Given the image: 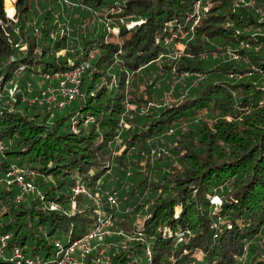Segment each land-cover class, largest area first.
I'll return each mask as SVG.
<instances>
[{"label": "trees", "instance_id": "obj_1", "mask_svg": "<svg viewBox=\"0 0 264 264\" xmlns=\"http://www.w3.org/2000/svg\"><path fill=\"white\" fill-rule=\"evenodd\" d=\"M16 9L14 21L0 0V234L48 258L104 214L132 237L109 235L120 242L105 252L111 264H264L260 14L238 0H17ZM81 66L71 102L31 103L58 84L48 76ZM13 168L34 177L22 200L5 181ZM93 245L88 263L100 264L105 245Z\"/></svg>", "mask_w": 264, "mask_h": 264}, {"label": "built area", "instance_id": "obj_2", "mask_svg": "<svg viewBox=\"0 0 264 264\" xmlns=\"http://www.w3.org/2000/svg\"><path fill=\"white\" fill-rule=\"evenodd\" d=\"M238 2H242L245 6L255 9L260 14L261 20L264 19V9L257 8L255 0H238ZM252 31L256 32L257 29L252 28ZM242 47L251 48L252 45L244 43ZM239 57V53H233L231 55V58L234 60H238ZM83 68L84 67L81 66L71 71L57 73L55 76H48L51 79H57L58 84L48 91H44L43 96L41 95L31 100V103L38 102L43 104L46 103L45 100H47V103L55 102L60 107H63L66 103L71 102L79 94V83L81 82ZM254 69L256 68L254 67ZM46 95H48V98H44ZM5 181L9 184H16L19 187L17 200H22L26 195L36 190L34 177L25 169H11L8 171ZM75 193L87 194L89 197L93 198L97 205L101 204V195L96 193L95 196H93L85 186H78L75 188ZM111 201L113 200L111 199ZM73 203L75 204L74 201ZM53 207H55V205ZM104 221L106 223H104ZM109 221L110 218H105L104 214H99L98 225L79 239L67 244L56 241L51 254L53 257L52 259H50V256L48 258L33 256L26 252L23 247L10 244V234H0V260L7 261V263L3 264H89L87 257L95 246L93 242L100 239L99 233H107L103 231V226L107 225ZM111 245L112 244H106L105 247L100 250V253L104 254L103 262L100 264H111L110 257L105 254Z\"/></svg>", "mask_w": 264, "mask_h": 264}, {"label": "rangeland", "instance_id": "obj_3", "mask_svg": "<svg viewBox=\"0 0 264 264\" xmlns=\"http://www.w3.org/2000/svg\"><path fill=\"white\" fill-rule=\"evenodd\" d=\"M16 2H17V0H11V4L14 6V9H15V11L13 12V13H10L9 12V10L6 8L7 6H6V0H5V10H6V12H7V15H8V17L9 18H13V20L14 21H16L17 19L15 18V16H16V13H17V9H16ZM37 11V9H35L34 10V12H36ZM34 12L32 13V15H34ZM178 48L180 49V50H183L184 49V46L182 45V44H178ZM65 53V50H63V51H61L60 52V54H64ZM51 79V78H50ZM56 86V85H55ZM55 86H50V87H48L47 89H45L44 90V88L43 89H41V92H42V96H43V92L44 91H48L50 88H53V87H55ZM11 87H12V89H11ZM17 87V84L15 83L13 86H10V87H8V86H6V91H8V93H14L15 91H17L18 90V88H16ZM10 90H11V92H10ZM40 92V93H41ZM38 96V95H37ZM37 96H35V97H37ZM35 97H33L32 99H34ZM44 98H48V95H46V96H44ZM31 99V100H32ZM167 99L169 100L168 102L169 103H171L172 102V100L174 99V97L173 96H171L170 94H168L167 95ZM38 101V100H37ZM45 102L47 103L48 101L47 100H45ZM30 103V102H29ZM40 104V103H39ZM127 108H129V109H133L134 108V104H132V103H129L128 104V106H127ZM212 203H214V204H219L220 203V198L218 197V196H214V198L212 199ZM100 206H101V204H100ZM110 218V217H109ZM104 223H106L105 221H104ZM115 224V222L110 218V221L107 223V225H105V226H103L104 228H103V231L104 232H107V233H104V234H101V233H99V243H100V246H104V245H106V244H109V242L107 243V238L109 237V235L112 237L113 235H115V233H117V235L119 234H121V235H123V236H125L124 237V243H125V245H126V243L128 244V242H130L129 240H131V239H129V238H127V236H129V233H128V229H126V228H122L121 229V231H122V233H118L117 231H116V229L114 228V226H116V224ZM230 227V226H229ZM120 235V236H121ZM122 237V236H121ZM130 237V236H129ZM130 238H132V237H130ZM112 245H114L115 244V246L117 245L116 244V242H110ZM120 245V242H118V245L116 246V247H118ZM110 247H112V246H110ZM115 247V248H116ZM110 249V248H109ZM53 257L52 256H50V259H52Z\"/></svg>", "mask_w": 264, "mask_h": 264}, {"label": "bare ground", "instance_id": "obj_4", "mask_svg": "<svg viewBox=\"0 0 264 264\" xmlns=\"http://www.w3.org/2000/svg\"><path fill=\"white\" fill-rule=\"evenodd\" d=\"M7 175V174H6ZM2 182V179H0V183ZM16 185V184H15ZM19 188V187H18Z\"/></svg>", "mask_w": 264, "mask_h": 264}]
</instances>
